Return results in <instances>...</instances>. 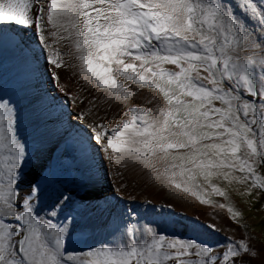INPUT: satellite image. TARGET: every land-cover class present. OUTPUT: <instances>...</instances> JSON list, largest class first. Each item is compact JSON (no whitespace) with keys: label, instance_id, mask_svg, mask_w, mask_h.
<instances>
[{"label":"snow or ice","instance_id":"snow-or-ice-1","mask_svg":"<svg viewBox=\"0 0 264 264\" xmlns=\"http://www.w3.org/2000/svg\"><path fill=\"white\" fill-rule=\"evenodd\" d=\"M5 27L63 93L60 105L79 109L70 131L102 159L205 204L198 177L219 196L213 178L264 190V0H0V34ZM144 89L152 95L132 104ZM30 158L15 109L0 97V264H264V244L173 237L131 213L117 240L70 249V218H53L73 195L60 191L42 219L43 188L26 180ZM80 180L82 203L108 200L90 170Z\"/></svg>","mask_w":264,"mask_h":264},{"label":"rangeland","instance_id":"rangeland-1","mask_svg":"<svg viewBox=\"0 0 264 264\" xmlns=\"http://www.w3.org/2000/svg\"><path fill=\"white\" fill-rule=\"evenodd\" d=\"M4 28L3 34H0V43L6 44V47L3 48L0 46V97L7 100L10 105H12L15 109V115L17 120V129L18 134L23 141L26 142V150L31 154L30 161L28 163L25 172L27 173L26 180L31 183L38 181L39 186L43 188L44 196L42 195L40 199L44 200H52L58 199L60 195V191H67L71 194H80L84 190L79 189V193L73 192L71 188L67 186H61L56 189L55 192H51L46 190L48 184L52 183H62L61 181L64 179L63 173H69L73 178H76L77 175L79 177L86 170H90L88 166L92 161L97 162L95 168L91 169V173L94 174V179L98 182L95 185V188L103 193V191H108V197L111 203H108L105 200L99 201H85L79 204H76L74 207L71 206V203L67 204L68 208L59 209L61 211L57 217L53 218L54 220L63 219L65 217H69L71 220L72 217L75 218V221L85 218L89 220H96L100 224H97L95 229H89V225H80L78 229L75 231L70 230V235L67 237L68 243L67 247L76 251H83L89 248L88 239H94L97 237H103L95 241L98 246L102 241H110L108 238V233L112 228L119 227V221L123 219H127L125 210L127 211V205L134 207V211L138 213L142 212L143 208L136 207L138 204L141 206L143 203L151 202L152 205H155L157 208L160 207V211L156 209L154 211L155 217L159 215L160 212L168 210L171 211L172 220L180 221L178 224L175 223L172 226H159L160 231L167 233L169 236H179L183 238H192L198 241H201L205 244H211L213 246L223 247L225 243V237H229L230 239H236L237 241L241 238H246V233L252 237L254 240H259L264 242V190L251 188L247 185L239 184V183H231L228 184L220 179L213 178L212 185L219 188L221 191L226 192L225 196H219L211 191V187L207 184L203 179L198 177V183L202 186L200 191L204 199L210 201V203H202L201 199L194 197L187 193L189 200L185 199L184 195H178L177 189H170L163 187L162 185H158L151 181L139 168H134L137 170L139 175L143 178V180L148 184V186L152 189L155 188L156 193L161 195L159 198L145 199L138 196L132 197H124L123 195H115L113 189L110 188L108 182L110 178L106 176L105 181H100V168H103V164L105 168L108 169L106 162H99V159L94 160L93 157L89 162L80 161L77 163L75 167V161L68 163L66 165V161L68 160V154L66 153V138L64 135L67 134L68 128L67 125H61L59 122L61 130L57 132L52 130V126L50 123L54 122V119L48 120L46 123H38L30 124L29 121H32L33 117L35 118L38 115L39 110L42 108V102L39 100V92L42 90L41 85L45 84L47 86L46 80L44 78V72H40V64L37 60H34L31 55V60L25 59L24 52L16 46L15 41L11 39L9 43L7 40L8 35H13V33L6 32ZM8 31V29H7ZM18 32H20L18 30ZM8 34V35H7ZM11 38V37H10ZM9 50L8 52H6ZM13 48V49H11ZM27 56V55H26ZM9 60V61H8ZM37 62V63H36ZM39 66H35L34 64ZM44 71V70H43ZM61 83H64L65 78L68 73L61 70ZM65 75V76H64ZM43 76V77H42ZM71 81V80H69ZM36 88V89H35ZM46 88V87H45ZM78 87L74 88V85L68 82V90L74 95L76 93ZM38 90V92H37ZM59 98H62L67 104V100L64 99V95L62 92H56ZM94 94V93H93ZM44 96V95H41ZM62 96V97H61ZM33 100V101H32ZM32 104V106H31ZM36 106V107H35ZM56 108H60L56 106ZM37 109V111H36ZM22 111V112H21ZM45 111V110H42ZM23 114V115H22ZM27 114V115H26ZM25 117V118H24ZM31 117V118H30ZM53 117L52 114H49V118ZM53 120V121H52ZM58 119H56L57 121ZM49 123V124H47ZM50 134V135H49ZM29 135V136H27ZM53 135V136H52ZM23 137V138H22ZM57 138H61L57 142ZM64 138V141H63ZM69 139V138H68ZM52 142V143H51ZM57 142V144H56ZM55 145H57V150L55 149ZM83 146V145H82ZM65 149L63 150V148ZM77 148L80 147L79 143L76 144ZM74 147V148H75ZM44 149V150H43ZM60 149L62 151H60ZM52 150V156H49L47 152ZM83 153H85L84 148L82 149ZM59 152L58 158L60 155L62 156L60 162L55 160L57 157L56 152ZM79 156L83 155L76 150V154ZM86 154V153H85ZM49 156V157H48ZM85 156V155H84ZM90 156V155H89ZM87 156V157H89ZM98 157V155H97ZM49 158V159H48ZM52 158V160H51ZM48 159V160H47ZM55 160V161H54ZM80 160V159H78ZM53 165L58 162V172H53L51 170L52 162ZM104 161H106L104 159ZM43 162V163H42ZM85 164H87L85 166ZM63 166V167H62ZM37 167H43L46 171H38ZM80 167V168H79ZM61 168H64L62 170ZM105 168H103L105 170ZM60 169V170H59ZM82 169V170H81ZM97 171V172H96ZM66 173V174H67ZM98 173V174H97ZM238 175V173H237ZM63 176V178H62ZM37 178V179H36ZM78 178V177H77ZM109 180V181H108ZM80 185L82 183L79 180ZM71 184H73L72 180H69ZM104 184V186H103ZM27 186V185H26ZM107 186V187H105ZM111 192H110V191ZM111 194V195H110ZM115 200L118 201H114ZM158 199H161L158 201ZM150 200V201H149ZM93 201V202H92ZM121 202V203H120ZM108 203V204H107ZM148 204V203H147ZM150 205V204H148ZM158 205V206H157ZM223 205V207H220ZM113 207V210H111ZM229 208L232 209L233 212L242 213V215L233 218L232 212L229 211ZM80 209V210H78ZM52 210V206L46 207L44 210H41L40 216L42 219L49 218L48 213ZM58 211V209H57ZM96 212V216H111L110 220L102 219V218H94L90 212ZM129 214V213H128ZM127 214V215H128ZM166 215V214H161ZM134 218L135 215H131ZM167 216V215H166ZM162 218V216H161ZM117 219V220H116ZM170 219V218H169ZM108 221V222H104ZM182 223L187 224V228H182ZM194 223V224H193ZM157 226V225H152ZM117 230V229H115ZM114 230V233H115ZM88 231L94 232L92 236H80L79 234H85ZM117 232V231H116ZM81 234V235H82ZM101 240V241H100ZM85 242V244L83 243ZM259 242V241H258ZM78 243H81L78 245Z\"/></svg>","mask_w":264,"mask_h":264},{"label":"bare ground","instance_id":"bare-ground-1","mask_svg":"<svg viewBox=\"0 0 264 264\" xmlns=\"http://www.w3.org/2000/svg\"><path fill=\"white\" fill-rule=\"evenodd\" d=\"M7 29H8V31H7ZM18 30L21 32V29H19V28H17L16 29V32H18ZM5 31L6 32H9V33H12V30L10 29V28H6L5 29ZM8 35V34H7ZM31 31L29 30L28 32H27V35H26V39L27 38H29V37H31ZM10 37H12V35L10 36V35H8L7 36V40H8V42L10 43L11 42V38ZM17 39H18V37H17ZM1 41V40H0ZM0 46H2L3 48H5L6 47V44H3V43H0ZM31 47L33 48V49H35L36 48V45L35 44H32L31 45ZM11 49H13V48H11ZM9 50H7V48H6V52H8ZM23 54H24V58L25 59H29V60H31V53L28 51V49L27 48H25L24 50H23ZM27 55V56H26ZM9 61V60H8ZM37 63V62H36ZM34 64L35 66H39V65H37V64ZM38 63H41L40 61H38ZM44 69L41 67V64H40V72L42 73V72H44L43 71ZM61 73L63 74L64 72H60V75H61ZM65 76V75H64ZM43 77V76H42ZM44 78H45V80H46V83H47V86L45 85V84H43V85H41L40 87H42V90L38 93L39 94V100L42 102V105H41V107L40 108H42L41 110H39V111H37V109H36V111L38 112V115L34 118H32L33 120L32 121H29L28 123H32V124H35L36 122H38V123H40V122H44V123H46V122H49L48 120H51V119H54V122H52V123H50V125L52 126V130H54V131H58V130H61V128H60V125H59V122L61 123V125H67V128H68V132H67V134L66 135H64V138L65 137H67L66 138V140L68 139V138H70V137H72V136H75L77 139H75V141H77V142H79V140H81L74 132H72V131H70V129H71V122H75V112L76 111H78L79 109H77V108H75V107H73V108H70V109H66L65 107H62L61 105H60V103H59V101L60 100H63L62 98H59L58 97V94L56 93L57 91H56V89L53 87V85H52V82L49 80V78H48V76L45 74V76H44ZM62 78V77H61ZM69 83H71V84H73L74 85V88H77V87H79V85H77V84H75V83H73V81L71 80V81H68ZM46 87V88H45ZM36 89V88H35ZM78 90V89H77ZM37 92H38V90H37ZM60 93V92H59ZM74 94H75V92H74ZM41 95H44V96H41ZM61 95H63V94H61ZM85 95H87V96H89V97H91V95H93V93L92 92H87V93H85ZM150 95H152V93L149 91V90H147V89H144L141 93H139L138 95H137V97L132 101V104H142V103H144V100H145V97H147V96H150ZM53 97H56V99H53ZM62 97V96H61ZM33 101V100H32ZM64 101V100H63ZM64 104L65 105H67L66 103H65V101H64ZM31 106H32V104H31ZM56 106H59L60 108H56ZM131 106V105H130ZM36 107V106H35ZM104 107H106V105L104 106ZM42 110H45V111H42ZM69 111H71V113H72V115L70 116L69 115ZM117 111H118V106L117 105H113V107L111 108V109H109L108 111H107V115H108V117L110 118L112 115H115L116 113H117ZM22 112V111H21ZM49 114H52L53 115V117H50L49 118ZM23 115V114H22ZM27 115V114H26ZM100 115L101 116H104V115H106V113H105V111L103 110V108L101 109V111H100ZM25 118V117H24ZM31 118V117H30ZM56 119H58L57 121H56ZM53 121V120H52ZM47 124H49V123H47ZM50 135V134H49ZM27 136H29V135H27ZM53 136V135H52ZM23 138V137H22ZM64 138H63V141H64ZM59 140H61V138H57V142L59 141ZM57 142H56V144H57ZM52 143V142H51ZM59 144V143H58ZM57 144V145H58ZM79 144H81V143H79ZM57 145H55V149L57 150ZM65 149V147L63 148V150ZM83 147H82V145H80V147L79 148H77V147H75V148H72V152L74 153V155L75 156H77V159H76V161H75V167L77 166V163L80 161L81 163H83V162H89L93 157L95 158L94 160H97V159H99V162L101 163V162H106V164H107V167H108V169L107 168H105V165L103 164L102 166H103V168H105V170L103 169V168H100L99 167V170H100V175H101V178H100V181L102 180V181H105V179H106V176L107 177H109L110 178V181L111 182H108V184L110 185V188L111 189H113V190H115V189H120V191H119V195H123L124 197H132L131 199H133V196H138V197H142V198H147V199H152L153 200V197L154 198H159L161 195H159L158 193H156V191H155V188H150L149 186H148V184L143 180V178L139 175V173L137 172V170L136 169H134V168H129V170H127V171H125L124 169H122V168H119V166H117V165H115L114 163H110V162H108L106 159V161H104V159H102L101 158V155H100V153H99V151H96L95 153H93L92 152V150H91V148H89V152H86L85 150V153L87 154L88 153V156L89 157H87V155L85 154V153H83ZM88 149V148H87ZM44 150V149H43ZM76 150L80 153V151L83 153V155L81 156H79V158H78V153L76 154ZM60 151H62L61 149H60ZM47 154L49 155V156H52V150H49V152H47ZM56 156L55 157H57L55 160H58L59 162H60V160H61V158H62V156L60 155V157L58 158V155H59V152L57 151L56 153ZM65 154H67V153H65ZM81 154V153H80ZM85 155V156H84ZM97 155H98V157H97ZM48 156V157H49ZM97 158V159H96ZM49 159V158H48ZM47 159V160H48ZM78 159H80V160H78ZM51 160H52V158H51ZM54 160V161H55ZM54 161L52 162V165H53V163H54ZM73 162V161H72ZM98 162V161H97ZM43 163V162H42ZM87 164H85V166H86ZM58 167H59V164H58V162H56V164L55 165H53V166H51V170L53 171V172H57V170H58ZM80 168V167H79ZM47 169H45L44 170V168L43 167H37V172L39 171H46ZM60 170V169H59ZM65 171V170H64ZM123 172L124 173V177H125V179L123 180V181H121V179H120V177L117 175V172ZM97 172V171H96ZM67 173V172H66ZM63 173V176H64V180L65 181H69V180H72V182L74 183V184H77V185H79L80 183H78V182H80L79 180H80V177H76V178H73L69 173ZM98 174V173H97ZM63 176H62V178H63ZM37 179V178H36ZM109 181V180H108ZM34 182H35V179H34ZM80 187H81V185H79ZM103 186H104V184H103ZM105 187H107V186H105ZM110 191V190H109ZM111 192V191H110ZM103 193H105V194H108V191H103ZM177 193H178V195H182L181 197L182 198H184L183 196L184 195H186L185 196V199H188L189 200V197H188V195H187V193H184V192H182L181 190H178L177 189ZM111 195V194H110ZM113 200L114 201H118V200H115L114 198H113ZM161 199H158V201H160ZM112 201V200H111ZM111 201L109 200V197H108V200H107V202L108 203H111ZM150 201V200H149ZM107 203V204H108ZM121 203V202H120ZM150 204V205H148V204ZM145 202V203H143L141 206L138 204L136 207H138V208H143L142 209V212H140V213H138L137 211H134V207H131V203H129L130 205H127V211L125 210V212L124 213H126V215H124L125 217H128V213H131V215H135L134 216V218H132L133 220H139V222H140V224H144V223H148L150 226H152V225H159V226H164V225H169V226H172L173 224H175V223H177L178 222V224L180 223V221H177V220H172V218L171 217H169V216H171V211L170 210H168V212H166V211H162V212H160L159 213V215L157 216V217H155V213H154V211L156 210V209H158L159 211L161 210L160 209V207L158 206L157 208L155 207V205H152L151 204V202ZM111 210H113V207H111ZM161 214H166V215H161ZM161 216H162V218H161ZM170 218V219H169ZM122 221V220H121ZM122 223V222H121ZM121 223H119L118 225H120ZM194 224V223H193ZM182 228H184V229H186L187 228V224L186 223H182Z\"/></svg>","mask_w":264,"mask_h":264},{"label":"crops","instance_id":"crops-1","mask_svg":"<svg viewBox=\"0 0 264 264\" xmlns=\"http://www.w3.org/2000/svg\"><path fill=\"white\" fill-rule=\"evenodd\" d=\"M62 183H52V184H48L47 187L45 188L46 190L48 191H51V192H55L57 188L61 187V186H67L69 188L72 189L73 192H76V193H79V189H82L80 188L79 185L77 184H71L70 182L68 181H65L64 179L61 181ZM83 190V189H82ZM73 195V199L75 200V204H71V206H75L76 204H79L81 203V200L79 198V194H72ZM43 196H44V193H43ZM58 199H52V200H44V199H40L37 201V204L38 206L40 207L41 210H44L46 207H48L49 205L52 206L53 204H55L57 202ZM63 208H68V205H65ZM80 210V209H78ZM41 213V212H40ZM61 211L58 209V214H60ZM91 214L93 215L94 218H96L95 214H94V211L91 212ZM54 223H58V224H61L63 225L66 221L63 220V219H57V220H54L53 221ZM76 224H77V229L79 228L80 225H89V229H95L96 225L97 224H100L98 221L96 220H89V219H85V218H82V219H79L77 221H75ZM104 222H108V221H104ZM67 223L69 224V233L67 234V237L70 235V230H71V220L67 221ZM80 224V225H79ZM117 229L116 227L115 228H112L111 231L108 233V238L109 240L111 241H115L118 239V233L116 232ZM114 230H115V233L116 235H113L114 233ZM247 236L248 233H246ZM248 239L251 240V242H253L254 244H256L257 246H260L261 244H264V242H261L258 238V240H254V238L252 237H247ZM103 237H97V238H94V239H88L89 241V247L91 246H94L96 245L95 241L98 240L99 242V239H102ZM104 239V238H103ZM101 241V240H100ZM259 241V242H258ZM85 244V242H83ZM81 243H78V245H80Z\"/></svg>","mask_w":264,"mask_h":264}]
</instances>
